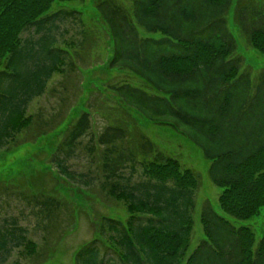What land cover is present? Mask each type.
Segmentation results:
<instances>
[{
  "label": "trees",
  "instance_id": "1",
  "mask_svg": "<svg viewBox=\"0 0 264 264\" xmlns=\"http://www.w3.org/2000/svg\"><path fill=\"white\" fill-rule=\"evenodd\" d=\"M55 1L83 0H0V152L51 134L67 116L44 122L40 114L27 115L53 75L74 69L68 48L75 45L64 42L61 48L55 37L62 24H82L81 13L45 15ZM126 1L128 7L115 0L95 4L112 44L108 68L131 73L149 92L127 83L109 85L122 104L116 121L94 134L90 113L81 112L49 160L58 176L88 188L96 183L91 170L75 172L68 162L79 147L92 160L98 156L99 189L123 203L127 214L124 222L103 218L99 239L81 246L74 264H264V221L257 244L253 230L238 224L264 209V70L252 83L237 55L226 22L234 1ZM233 21L247 45L264 55V1L236 0ZM139 30L160 37H141ZM23 34L30 37L22 40ZM80 36L82 46L89 34ZM256 104L262 108L260 120L253 112ZM129 112L185 136L211 162L209 176L221 190L218 207L224 217L208 203L202 206L204 240L189 255L199 178L159 152ZM138 170L142 179L134 181ZM28 193L21 201L36 210L42 230L68 207L43 192ZM73 214L65 224L74 223ZM0 221V264L22 246L25 256L36 254L14 218Z\"/></svg>",
  "mask_w": 264,
  "mask_h": 264
},
{
  "label": "rangeland",
  "instance_id": "2",
  "mask_svg": "<svg viewBox=\"0 0 264 264\" xmlns=\"http://www.w3.org/2000/svg\"><path fill=\"white\" fill-rule=\"evenodd\" d=\"M97 1L64 3L55 1L49 12L45 14L50 15L59 10L76 11L81 13L82 24L72 21L62 24L55 37L61 48H65L64 42H73L75 45L73 49L68 48L72 55L68 58V62L73 64V71L70 72L66 67L64 76L53 75L43 95L33 100L27 109V115L40 114L44 122L59 120L67 115L64 122L47 136H40L30 143H21L7 152H0V219L14 218L18 226L26 230L27 238L36 246V254L31 257L24 255L23 246L13 249L5 264H74L76 251L92 240L99 239L103 218L123 222L127 219L124 204L108 199L99 189L101 178L97 172L98 156H94L92 160L86 156L84 149L79 147L75 158L68 162L75 172L87 173L91 170L90 174L96 177V183L88 188L77 186L58 176L49 162L66 129L76 121L81 112L90 113L91 132L94 134L116 121L122 104L107 89L109 85L127 83L149 92L146 84L131 73L108 68L112 57V44L106 26L96 15ZM115 1L128 7L126 0ZM233 1V6L226 15L227 28L235 39L237 55L243 57L245 70L251 74L253 83L257 75L264 70V55L250 48L245 38L240 35L233 21L236 0ZM81 31L89 34L83 40L82 46L78 44L81 42ZM139 34L141 37L146 35L154 39L160 37L158 34H145L142 30H139ZM29 37L23 34L22 40ZM2 67L0 63V70ZM261 109L260 105L256 104L253 110L259 120ZM129 113L159 152L175 158L184 169L192 170L199 178V187L194 196L193 228L187 252L189 255L204 240L200 223L202 206L208 203L213 211L224 217L218 207L221 190L212 184L209 176L211 162L204 158L199 147L170 127L150 123L134 112ZM243 123L248 126L252 124L251 121ZM86 141L87 139L83 140L82 146ZM141 179L138 170L134 181ZM7 185L8 188L5 190L3 187ZM27 191L31 194L40 191L54 196L66 202L68 207L56 214L55 221L50 223L47 230H42L36 210L30 202L21 201L23 196L28 197ZM72 212H74V223L65 224L70 220L68 215H72ZM262 221H264V209H261L255 218L238 224L253 230L257 244L263 234ZM59 230H62L60 237ZM103 242L112 246L107 240L103 239Z\"/></svg>",
  "mask_w": 264,
  "mask_h": 264
}]
</instances>
